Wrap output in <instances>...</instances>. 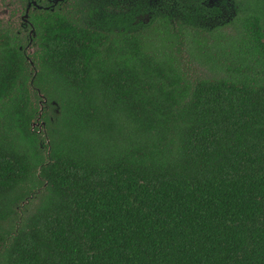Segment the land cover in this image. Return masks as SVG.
<instances>
[{
  "label": "trees",
  "instance_id": "trees-1",
  "mask_svg": "<svg viewBox=\"0 0 264 264\" xmlns=\"http://www.w3.org/2000/svg\"><path fill=\"white\" fill-rule=\"evenodd\" d=\"M36 1L31 64L0 30V264H264V0Z\"/></svg>",
  "mask_w": 264,
  "mask_h": 264
},
{
  "label": "flooded vegetation",
  "instance_id": "flooded-vegetation-1",
  "mask_svg": "<svg viewBox=\"0 0 264 264\" xmlns=\"http://www.w3.org/2000/svg\"><path fill=\"white\" fill-rule=\"evenodd\" d=\"M8 1L9 8L6 9V18H0V30H6L8 28H13L16 31L17 36L23 37V39H18L21 42L20 48L23 49V53L25 57L31 64V21L30 16L31 13L40 9L42 7L36 0H14V4H10V0ZM52 7L57 5L63 0H48ZM243 2H248V0H211L213 6H208L205 4L207 8H218L219 15L215 17L209 16V23L213 26H225L234 19L238 17V13H242L243 11H248L249 9L244 8L241 9V5ZM246 4V3H245ZM256 0H252V11L257 9ZM14 5V7H13ZM50 5L45 8H52ZM241 9V10H240ZM3 13V11L0 10ZM210 14L211 11L209 10ZM1 16V15H0ZM31 66V65H30ZM31 83V81H30Z\"/></svg>",
  "mask_w": 264,
  "mask_h": 264
},
{
  "label": "rangeland",
  "instance_id": "rangeland-1",
  "mask_svg": "<svg viewBox=\"0 0 264 264\" xmlns=\"http://www.w3.org/2000/svg\"><path fill=\"white\" fill-rule=\"evenodd\" d=\"M9 3L10 4H14V0H10ZM13 7H14V5H13ZM7 8H9L8 1L7 0H0V10L3 11V13L0 12V15H1L0 18L7 19L6 18V13H5ZM183 55H185V57H187L186 52L183 53Z\"/></svg>",
  "mask_w": 264,
  "mask_h": 264
},
{
  "label": "water",
  "instance_id": "water-1",
  "mask_svg": "<svg viewBox=\"0 0 264 264\" xmlns=\"http://www.w3.org/2000/svg\"><path fill=\"white\" fill-rule=\"evenodd\" d=\"M153 1V0H152ZM151 4H152V2H151ZM205 4H207L208 6H213L212 4L213 3H211V0H206L205 1ZM36 125H39L40 126V128H42V125H40L39 123H35ZM42 124H45L44 122H42Z\"/></svg>",
  "mask_w": 264,
  "mask_h": 264
}]
</instances>
